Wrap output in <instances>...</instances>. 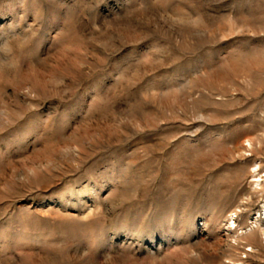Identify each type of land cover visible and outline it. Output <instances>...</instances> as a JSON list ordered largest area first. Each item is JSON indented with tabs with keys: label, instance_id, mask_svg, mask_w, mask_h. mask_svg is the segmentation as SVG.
Instances as JSON below:
<instances>
[{
	"label": "rangeland",
	"instance_id": "obj_1",
	"mask_svg": "<svg viewBox=\"0 0 264 264\" xmlns=\"http://www.w3.org/2000/svg\"><path fill=\"white\" fill-rule=\"evenodd\" d=\"M263 222L264 0H0V264H264Z\"/></svg>",
	"mask_w": 264,
	"mask_h": 264
},
{
	"label": "bare ground",
	"instance_id": "obj_2",
	"mask_svg": "<svg viewBox=\"0 0 264 264\" xmlns=\"http://www.w3.org/2000/svg\"><path fill=\"white\" fill-rule=\"evenodd\" d=\"M255 179L253 180L254 182L258 181L259 178L257 179L258 175H256V170L254 171V175H252ZM227 229H230V227H228ZM260 229L264 230V222L262 223V226L260 227ZM232 230V229H231Z\"/></svg>",
	"mask_w": 264,
	"mask_h": 264
}]
</instances>
